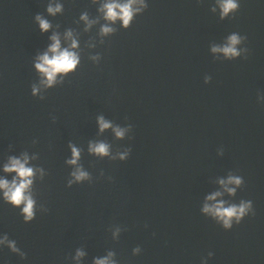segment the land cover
<instances>
[{
	"label": "water",
	"instance_id": "water-1",
	"mask_svg": "<svg viewBox=\"0 0 264 264\" xmlns=\"http://www.w3.org/2000/svg\"><path fill=\"white\" fill-rule=\"evenodd\" d=\"M49 2L0 0V169L27 153L45 173L32 186L30 223L0 199V236L20 250L0 246V264H76L77 249L80 264L109 251L118 264H264V0H240L223 20L211 11L216 0H146L130 27L117 21L104 37L92 0H57L64 11L56 16ZM84 12L99 18L87 32ZM37 14L50 30H40ZM68 29L79 40L77 69L33 95L36 57ZM232 33L247 37L239 46L247 54L211 52ZM100 116L125 136L101 132ZM99 142L109 156L89 152ZM70 144L78 165L66 162ZM77 166L89 179L69 186ZM229 174L244 182L217 200H251L255 215L226 231L201 209Z\"/></svg>",
	"mask_w": 264,
	"mask_h": 264
},
{
	"label": "clouds",
	"instance_id": "clouds-1",
	"mask_svg": "<svg viewBox=\"0 0 264 264\" xmlns=\"http://www.w3.org/2000/svg\"><path fill=\"white\" fill-rule=\"evenodd\" d=\"M94 4H98L97 11L105 21L101 24L99 35L101 37L112 34L115 29L111 27L117 21L120 22L121 27L128 28L131 26L134 17L143 13L148 4L146 0H92ZM240 0H216L215 5L211 8L212 13H216L219 9L220 19L223 20L230 15H234L239 11ZM64 6L57 0H50L47 6V13L51 16L62 14ZM35 21L38 23L42 32H47L52 28L51 23L43 15L37 14ZM80 21H83L85 28L84 31H89L95 24L99 23V18L90 19L87 12L80 15ZM51 43L46 51L39 54L34 62L35 70L40 74L39 86L33 85L32 93L37 95L41 89H47L54 87L56 84L61 83L62 80H58V77L67 76L69 73L74 72L80 63L79 40L74 34L72 29H68L64 32L63 37L59 32H53L49 37ZM62 39L66 46H62ZM246 36H241L238 33L230 34L223 45L211 46V52L214 54H223L225 59L234 60L240 57L242 54H247V48H240L239 46L246 41ZM89 47H95L94 43H90ZM246 57V55H245ZM94 61L100 59L99 56H93ZM210 77L205 78L207 83ZM43 99V96H41ZM98 119V125L101 132L106 129L112 128L117 138H123L127 129L120 127H113L111 122L100 116ZM72 151V158L66 162L69 165H78L80 158V150L74 145H69ZM89 152L101 157L109 156V146L103 142L90 143ZM222 154V153H221ZM128 152H124L120 155V159H126ZM30 159L35 157H29L27 153L21 156H10L8 161L3 164L2 172L4 174L15 175L11 180L6 178V175H0V199L5 203L19 208L21 215L24 217L25 223H30L36 216V201L32 195V186L36 179V173H40V178L43 179L45 173L43 169H36L29 166ZM73 179L68 181V185L71 186L74 182H81L89 179V174L77 166L71 173ZM243 178L240 176L229 174L227 179H220L218 183L223 189V192L217 191L205 198V202L201 209L202 213L215 220L217 224H220L226 231L231 230L233 223L240 224L241 221L249 214L255 215L253 202L251 200H242L239 204H228L223 199L217 200L218 197H222L223 193L229 195H235L236 190L243 184ZM231 185V187H230ZM119 229L113 233V237L118 236ZM7 245L12 252L19 253L20 250L16 247L15 241L8 239V236H0V246ZM141 252V248L138 246L133 249V255H138ZM23 257V253H20ZM213 253H209L212 256ZM85 256V252L81 249L76 250V254L73 259L76 264H80L81 259ZM116 253L109 251L103 258L94 259V264H118L115 259ZM202 264H206V261H202Z\"/></svg>",
	"mask_w": 264,
	"mask_h": 264
}]
</instances>
